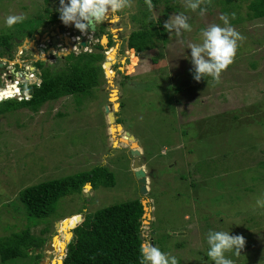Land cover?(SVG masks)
<instances>
[{
	"label": "rangeland",
	"instance_id": "1",
	"mask_svg": "<svg viewBox=\"0 0 264 264\" xmlns=\"http://www.w3.org/2000/svg\"><path fill=\"white\" fill-rule=\"evenodd\" d=\"M252 1L211 0L209 9L201 4L206 8L201 15L199 8L187 9L185 0H152L151 16L161 22L158 28L166 40L137 53L127 47L126 39L141 27L138 20L148 25L142 15L148 7L145 0H132L131 9L110 21L114 34L109 48L116 61L109 67L112 75L103 63L105 80L87 94L65 95L37 110L21 107L0 114V238L30 228L46 239L44 246L50 241L56 249L48 262L44 246L35 250L42 255L41 263L61 264L67 251V243L60 248L62 231L71 226L62 228L64 219L79 214L80 221L85 213L138 197L148 207L141 224L143 243L156 236L157 247L167 244L179 264H214L207 255L209 230L245 237L239 256L235 250L225 253L233 264H264V208L256 205L264 199V17L251 16ZM59 6V0H0V50L6 39H14L8 40L14 46L11 56L3 57L0 51V88L13 80L25 87L26 80L36 76L32 68L36 53L18 51L28 42L17 47L15 38L25 35L33 41L35 34L47 35L53 28L44 22L28 34L25 22L8 27L6 17L23 14L31 23L32 16L48 10L56 14ZM175 13L186 15L191 25V31H182L179 37L164 29ZM221 14H228L229 24L243 39L219 82L210 76L197 82L187 46L201 43V30L209 25L224 26ZM134 15L139 19L131 20ZM117 18L125 24L118 31ZM59 44L55 50L61 55L68 48L64 51ZM130 49L136 57L132 66ZM113 89L116 96L110 101ZM107 105L120 129L110 125ZM125 131L135 136L137 145ZM130 148L140 151L147 176L145 195L133 174ZM100 165L112 173L113 184L94 189L84 185L81 193L60 198L55 211L43 219L27 215L19 198L23 189ZM180 241L182 247H174ZM30 252L5 264H34V251ZM55 259L60 263L52 262Z\"/></svg>",
	"mask_w": 264,
	"mask_h": 264
},
{
	"label": "trees",
	"instance_id": "2",
	"mask_svg": "<svg viewBox=\"0 0 264 264\" xmlns=\"http://www.w3.org/2000/svg\"><path fill=\"white\" fill-rule=\"evenodd\" d=\"M221 1L228 2L231 0ZM206 7L209 9L211 6L206 3ZM249 9L253 18L264 17V0H253L249 4ZM49 12L48 10L46 14L38 13V15L32 16L31 23L26 18L27 20L22 22L28 25L26 33L31 34L44 22L50 24L59 20V12L53 11L57 15ZM142 15L148 18V25L142 22L141 19L138 20L139 18L134 15L132 20L137 19L142 24L140 28L132 30L126 39L127 47L133 48L137 53L156 47L159 40H166L165 32L158 28V24L161 22L154 20L150 10H144ZM165 16L168 17L167 12ZM9 38L14 41L13 37ZM9 38L5 40L6 45H9ZM111 52L110 50L105 63L106 73L112 71L109 67L115 61V56ZM129 54L131 57L130 65L132 66L133 61H136V57L132 49L129 50ZM104 59V49L98 43L92 51H80L57 57L58 63L50 67L45 66L42 69L41 65L43 63L37 61L36 66L40 72V83L26 84L25 90L29 93V98L0 100V114L21 107L37 110L43 103L65 95L89 93L92 88L97 87L105 80L102 68ZM12 94L11 87L0 90V98H6ZM122 121V119L118 120V122ZM116 128L120 129V126H116ZM86 183H90L94 189L99 185L109 186L114 183V179L112 173L100 165L62 178L30 185L19 193V198L28 216L43 219L55 211L60 198L73 193H81ZM143 213L141 199L137 197L104 206L92 213H85L80 221L76 217L70 226H73L70 240L71 228L68 226L63 230L64 245L67 240L69 242L66 246L67 251L62 264H140V245L143 244V238L140 237V234L142 235ZM153 230L155 228L152 229V232H154ZM150 240L154 246H157L159 240L156 236L155 238L150 236ZM45 242L44 237L34 235L30 232V228L13 232L0 238V261L5 264L15 258H26L32 255L30 251H34V264H42V255L40 252L36 253L35 250L42 249ZM182 245L183 242L180 241L175 243L174 247H182ZM160 249L165 253H169L168 251L171 250L167 244L161 246ZM45 251L46 258L44 262L51 261L52 252L54 251L51 242ZM57 263H60V260Z\"/></svg>",
	"mask_w": 264,
	"mask_h": 264
},
{
	"label": "clouds",
	"instance_id": "3",
	"mask_svg": "<svg viewBox=\"0 0 264 264\" xmlns=\"http://www.w3.org/2000/svg\"><path fill=\"white\" fill-rule=\"evenodd\" d=\"M145 3L149 10L154 8L152 0H145ZM204 3H211V0H185V7L193 12L199 8L200 14L203 15L206 12V8H201V4ZM59 5L57 11L60 14V20L65 25L72 24L76 29L85 33L93 25L103 23L109 17L126 9H131L133 6L132 0H59ZM232 16L235 18L234 13ZM25 19L26 17L23 14L9 15L6 17L5 23L8 27H12ZM220 19L223 21L224 26L219 24L209 25L201 30V43H189L187 46L191 49V63L193 65L191 71L193 78L197 82L205 76H210L219 82L221 73L234 62L239 46L238 41L243 39L241 34L229 24L228 14H221ZM164 29L169 33L175 31L179 37L182 31L190 32L191 25L188 23L186 15L175 13L164 22ZM80 48V51H91L89 46L80 45ZM109 49L105 50L104 53L107 54ZM105 61L104 59L103 63ZM33 70L36 74L34 76L35 79L33 81L26 80V84L40 83L39 70L34 68ZM26 77L28 78V76ZM7 87H11L13 94L6 98H0V100L20 96L22 90L23 92L26 91L23 89L26 86L24 87L16 80L10 81ZM25 94L21 98L30 97L27 91ZM256 205L264 208V199H258ZM206 240L209 246L207 255L214 261V264H233L231 259L225 257V253L235 250V255L239 256L246 244V239L243 235H231L225 231L209 230ZM140 257V264H179L175 256L163 252L159 247L148 242L140 245Z\"/></svg>",
	"mask_w": 264,
	"mask_h": 264
},
{
	"label": "flooded vegetation",
	"instance_id": "4",
	"mask_svg": "<svg viewBox=\"0 0 264 264\" xmlns=\"http://www.w3.org/2000/svg\"><path fill=\"white\" fill-rule=\"evenodd\" d=\"M118 15V13H117ZM132 15V14H131ZM113 16L109 17L108 20H106L103 23L94 25V29L91 30L89 29L88 32H81L79 29H76L74 25L69 24V25H65L61 20L56 21L55 23H50L51 26H53V28L51 30L48 31L47 35L46 34H40L39 38L36 37L34 35L33 41L32 40H27V36L25 35H20L21 38H15V42H19V44L17 45V47L19 46H24V43L27 41L28 43L25 44L26 45H31V49H27L25 46L22 47V49H18V51L20 50L21 53L27 52V51H31V54L34 55L36 58L34 57L33 60V68L36 70H39V68L36 66V62L37 61H41L45 66L49 65V66H53L54 64H56L57 61V57H63L67 54L70 53H78L80 51V44H81V39L79 37V35H83V40L87 43H89V49L92 51L94 50V48L97 47V44L100 43L102 45V48L105 50H108V48L111 46L109 45L110 42H112L113 40V32H112V27L110 25V21H112L111 18H113ZM131 17V16H130ZM132 20V19H131ZM114 28H117L116 31H118L120 29V25H122L123 23H121V19L117 18V20L114 23ZM131 24V22H130ZM125 25V24H123ZM21 32V31H20ZM55 33L56 38L53 39V36L51 35V33ZM131 32V31H130ZM118 33V32H117ZM130 34V33H129ZM38 35V34H37ZM105 36L107 38L106 43L103 45L102 42V37ZM129 36V35H128ZM19 40V41H17ZM35 42L37 43L36 46H34L33 44H35ZM32 43V44H31ZM61 44L65 47L64 51L66 50V53L64 52L63 54H58V52L55 50V45L56 44ZM59 44V45H60ZM14 49V46L9 43V45H4L1 48V56L5 57V56H11L12 51ZM50 50V52L48 54H44L45 51ZM55 51V52H54ZM110 51V50H109ZM108 51V53H109ZM35 52V53H34ZM43 52V54L45 56H41V53ZM54 52V53H53ZM107 53V54H108ZM105 54V53H104ZM0 56V58H1ZM49 59H53V62H50ZM116 61L113 62V64H111V67H114ZM54 63V64H53Z\"/></svg>",
	"mask_w": 264,
	"mask_h": 264
},
{
	"label": "water",
	"instance_id": "5",
	"mask_svg": "<svg viewBox=\"0 0 264 264\" xmlns=\"http://www.w3.org/2000/svg\"><path fill=\"white\" fill-rule=\"evenodd\" d=\"M94 29V25L92 26V28H91V30H93ZM51 35L53 36V39H55L56 38V36H55V33H51ZM36 37H39V35H35ZM79 37H80V39L82 40L81 41V46H89L90 44L89 43H87V42H85L84 40H83V36H81V35H79ZM103 38H105L106 39V41H107V38L105 37V36H103L102 37V39ZM17 41H19V40H17ZM102 43V42H101ZM106 43V42H105ZM105 43H102L103 45L105 44ZM66 53V52H65ZM107 62V60L104 62V64ZM114 91H116L115 89H113ZM11 96V95H10ZM116 96V95H115ZM7 97H9V96H7ZM109 98H111V94H110V96H109ZM111 101V100H110ZM110 106H111V104H109ZM115 107H118V105H116ZM105 112H106V114H107V117H108V121H109V123H110V125L112 126L114 123H115V115H114V112L112 111V110H110L109 109V106L107 105V106H105ZM114 125H116V126H120V124H118V123H115ZM121 128V127H120ZM125 135H127V136H129L130 137V139L132 140L131 141V143H133V142H135V136L133 135V134H131L129 131H125ZM131 146V145H130ZM129 153H130V155L133 157L132 158V169H133V174H134V176H135V178H136V180H137V183H138V186H139V192H140V194H142V195H145L146 193H147V176H146V172H145V170L143 169V167H142V165H141V163L139 162V156H140V151H139V149H137V148H130V150H129ZM86 186L88 185L89 186V188H91V185H90V183H86L85 184ZM141 203H142V205H143V209H144V214H145V212H147L146 210H148V207H145V200H141ZM146 216L148 217L149 216V214L147 213L146 214ZM78 217H79V219L81 218L80 216H79V214H78ZM77 223V222H76ZM59 225V222H56V227ZM71 228H73V226L71 227ZM55 237V236H54ZM53 237V238H54ZM72 237V231L70 230V238ZM140 237H142V235L140 234ZM52 238V239H53ZM69 238V239H70ZM69 242V240H67L66 241V243H68ZM151 244H153L152 242H151ZM66 245V244H65ZM65 245L63 246L64 248H65ZM50 246V241L46 244V246H44V250H47V247H49ZM62 264V263H61Z\"/></svg>",
	"mask_w": 264,
	"mask_h": 264
},
{
	"label": "bare ground",
	"instance_id": "6",
	"mask_svg": "<svg viewBox=\"0 0 264 264\" xmlns=\"http://www.w3.org/2000/svg\"><path fill=\"white\" fill-rule=\"evenodd\" d=\"M106 42V39L105 38H103L102 39V43H105ZM32 44V43H31ZM111 73V75L113 74V72L111 71L110 72ZM7 86H5L4 88H6ZM3 89V88H2ZM1 90V89H0ZM113 93L111 94V98H110V100L112 101V97H113V95H115V91L113 90L112 91ZM1 97V96H0ZM115 99V98H114ZM116 106V105H115ZM116 126V125H115ZM117 127H119V126H117ZM135 143V145H137V143H136V141L134 142ZM132 147H133V145H131ZM75 219L73 218V219H71L70 220V218H66V219H64V221H63V223H62V228H65V226H67L68 224H72L73 223V221H74ZM69 226V225H68ZM68 226L66 227V228H68ZM69 228H71L70 226H69ZM63 232V236H62V239H64V231H62ZM55 240V239H54ZM64 243L62 242V244L60 245V248L63 250L64 249ZM53 249L56 251V249H55V246H53ZM61 255H62V253H60ZM59 258V257H58ZM59 260H61V259H55V260H52V262H57V261H59Z\"/></svg>",
	"mask_w": 264,
	"mask_h": 264
},
{
	"label": "built area",
	"instance_id": "7",
	"mask_svg": "<svg viewBox=\"0 0 264 264\" xmlns=\"http://www.w3.org/2000/svg\"><path fill=\"white\" fill-rule=\"evenodd\" d=\"M32 77H33V79H35V78H34V74H33V76H32Z\"/></svg>",
	"mask_w": 264,
	"mask_h": 264
},
{
	"label": "crops",
	"instance_id": "8",
	"mask_svg": "<svg viewBox=\"0 0 264 264\" xmlns=\"http://www.w3.org/2000/svg\"><path fill=\"white\" fill-rule=\"evenodd\" d=\"M129 53V52H128Z\"/></svg>",
	"mask_w": 264,
	"mask_h": 264
}]
</instances>
